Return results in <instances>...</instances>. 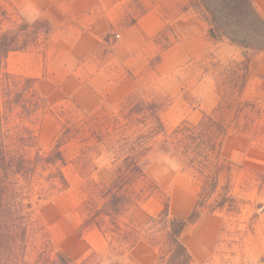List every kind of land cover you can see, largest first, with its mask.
I'll use <instances>...</instances> for the list:
<instances>
[{
	"label": "rangeland",
	"instance_id": "374dc122",
	"mask_svg": "<svg viewBox=\"0 0 264 264\" xmlns=\"http://www.w3.org/2000/svg\"><path fill=\"white\" fill-rule=\"evenodd\" d=\"M183 1L0 0V13L5 9L12 20L19 19V13L29 19L45 16L54 26L51 43L13 53L7 62L11 72L37 78V87L49 103L34 125L38 145L29 149V153L50 149L63 135L66 124L87 121L100 129V123L119 116L131 94L143 99L157 98L166 104L161 116L168 134L184 120L196 123L203 112H211L218 95L213 69L206 71V68L216 60L227 63L239 58L241 52L226 40H211L207 23L194 12L195 20L184 21L182 28L178 27L176 18L182 13ZM254 3L258 9L257 0ZM152 8H159L168 19L162 30L166 28L172 45L166 49L164 36L158 38L161 30L149 38L142 36L143 28L129 30L132 19L138 21L144 11ZM98 17L113 19L107 32L112 33V38L106 43V33L88 53L84 36L94 31V25H100ZM9 25L11 22L5 21L2 28ZM182 52L188 53L183 59ZM159 55L160 60L156 59ZM50 56L52 77L48 72ZM66 73L73 78H65ZM245 97L251 104L237 117L223 146L224 155L233 162L230 179L232 193L240 201L239 208L206 210L187 229L184 240L193 254L194 264H264V182L260 179L264 171V53L257 56ZM81 143L72 139L63 149L72 158L73 149ZM91 156L97 169L93 165L84 166L86 176H82L74 163L65 167L71 181L67 190L46 195L35 188L28 194L25 203L32 205L29 211L36 231L30 233L24 261L32 262L43 242L50 239L51 252L52 248L53 253L65 251L76 264L93 253L98 264H154L157 247H151L153 254L149 257L143 256V249L115 254L109 251L108 241L99 230L82 228L81 207L87 197V179L108 181L112 175L113 154L102 148L100 154L92 152ZM148 174L159 190L134 205L126 215L127 221L144 229L149 217L157 215L167 200L172 215L187 216L196 203L199 189L192 174L160 154L151 157Z\"/></svg>",
	"mask_w": 264,
	"mask_h": 264
},
{
	"label": "trees",
	"instance_id": "16d2710c",
	"mask_svg": "<svg viewBox=\"0 0 264 264\" xmlns=\"http://www.w3.org/2000/svg\"><path fill=\"white\" fill-rule=\"evenodd\" d=\"M182 12L198 14L207 23L211 40H226L241 52L239 58L227 63L216 60L206 68L213 69L218 95L211 112H205L197 123L184 120L168 134L161 116L166 104L157 98L131 94L119 116L100 123V129L87 121L66 124L63 135L50 149H36L33 155L29 149L38 145L34 125L48 109V99L39 91L37 78L11 72L7 62L12 52L46 43L54 26L45 16L29 19L19 13L20 18L12 20L5 9L0 13V264H76L65 251L53 253L52 248L51 252L50 239L43 242L32 262L24 261L30 233L36 231L29 211L32 205L25 199L35 188L46 195L67 190L71 181L65 167L74 163L86 176L82 168L96 167L91 153L100 154L102 148L114 155L112 175L108 181L87 179L82 228L99 230L112 253L124 255L144 241L158 248L154 264H194L184 240L187 229L206 210H238L240 201L232 193L230 179L233 162L224 155L223 146L237 117L251 104L245 91L257 56L264 53V16L254 0H187ZM5 21L11 25L2 28ZM136 22L132 19V24ZM165 29L158 34V38L164 36V49L172 45ZM111 34H106V43ZM156 59L160 60V55ZM72 139L82 143L73 149L71 158L63 145ZM156 154L192 174L199 185L197 200L184 217L172 215L167 200L157 215L149 217L144 229H139L127 221L126 215L159 190L148 174L150 159ZM260 179L263 183L264 171ZM96 256L91 254L81 264H98Z\"/></svg>",
	"mask_w": 264,
	"mask_h": 264
},
{
	"label": "crops",
	"instance_id": "0c3cea01",
	"mask_svg": "<svg viewBox=\"0 0 264 264\" xmlns=\"http://www.w3.org/2000/svg\"><path fill=\"white\" fill-rule=\"evenodd\" d=\"M186 2L187 1L184 0L183 4H185ZM257 3H258V7L260 8L259 12L264 16V0H257ZM196 17H195V14H193L192 12H182L176 18V22L178 23V27L182 28L184 21L185 22H191V21L195 20ZM98 20L101 21L100 25L99 26L94 25V31H91L90 33H87L86 36H84V38H86V40L88 41V51H87L88 53H91L94 50V48H96V46L99 45V43L102 41L103 36L109 30L110 22L113 21V19L106 20V19H104V17H100ZM105 20H106V22H105ZM166 21H168V19L165 18L164 13H162L159 8H152V9L148 10L147 12H145L143 14V16L136 23H134L132 26H130L129 30L130 31L135 30L137 27L143 28L144 33L142 34V36H145V38H149V37H153L154 34H156L158 31L162 30V28H164V26L166 25V23H165ZM51 42H52V34H51L50 38L46 41V44L51 43ZM19 52H23V51L12 52V53H10L9 58L13 53H19ZM51 54H52V51H51ZM181 54L183 55L181 59H183L184 55H188L187 52H182ZM180 56L181 55H179V58H180ZM51 58H52V56H50V59ZM48 72H49V75L52 77V59L49 62ZM64 77L65 78L68 77L69 79H71V78H73V75L70 73H66L64 75ZM202 114H204V112ZM151 247L152 246L148 245V243H146V242H139L133 249L134 250L135 249H143L145 251L143 256L145 255L146 257L147 256L149 257V254H153V251H152L153 249ZM150 258H151V256H150ZM152 258H153V255H152Z\"/></svg>",
	"mask_w": 264,
	"mask_h": 264
}]
</instances>
